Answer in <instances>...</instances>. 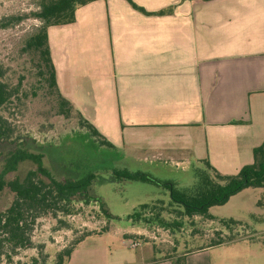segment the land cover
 I'll use <instances>...</instances> for the list:
<instances>
[{"label":"crops","instance_id":"1","mask_svg":"<svg viewBox=\"0 0 264 264\" xmlns=\"http://www.w3.org/2000/svg\"><path fill=\"white\" fill-rule=\"evenodd\" d=\"M97 0L48 29L59 93L127 160L123 169L222 175L254 161L264 142V0ZM139 233V231H133ZM126 234V233H125ZM66 264H174L153 242L136 254L96 237ZM208 249L210 247H207ZM185 253V264H211Z\"/></svg>","mask_w":264,"mask_h":264},{"label":"rangeland","instance_id":"2","mask_svg":"<svg viewBox=\"0 0 264 264\" xmlns=\"http://www.w3.org/2000/svg\"><path fill=\"white\" fill-rule=\"evenodd\" d=\"M38 11L39 0H0V23L6 24L0 26V68L4 73L0 80L14 91L9 102L0 107V117L13 130L11 138L1 145L0 172H4L8 155L22 147L43 154L46 167L57 179H76L95 173L97 178L91 194L102 202L77 203L72 214L59 213L57 218L40 217L31 232L34 247L18 250L11 260L2 255L0 264H31L34 257L37 264H54L58 252L90 232H102L97 240L112 251L129 254H136L139 248H147L153 242L156 257L164 258L206 249L220 238L233 237L234 241L207 248L208 252L194 258L210 259L211 264H264V205H257L259 200L264 203L263 189H245L226 204L212 207L210 212L217 220L189 219L163 211L165 218L182 221L176 230L128 217L143 204L168 202L169 192L151 183L119 181L109 172L128 167L122 151L101 145L78 112L61 105L59 93L50 86L49 72L40 52L26 47L29 38L42 26L35 16ZM32 168L33 163L26 161L6 177L22 176ZM132 168L134 172H146L162 181L176 182L181 188L194 184L191 174L187 176L175 168L161 172H153L152 166ZM13 199L8 190L1 193L0 213ZM152 214L153 210L142 212V218H153ZM229 218L243 225H231L232 229L223 227L219 219ZM62 221L66 227H61ZM131 241H138L141 247L130 248ZM41 250L43 253H39ZM4 251L9 252L8 248Z\"/></svg>","mask_w":264,"mask_h":264},{"label":"trees","instance_id":"3","mask_svg":"<svg viewBox=\"0 0 264 264\" xmlns=\"http://www.w3.org/2000/svg\"><path fill=\"white\" fill-rule=\"evenodd\" d=\"M94 1L97 0H39V11L35 16L42 22V26L29 38L26 47L40 52L49 72L50 86L55 88L58 93L56 71L52 63L48 42V29L52 26L73 23L76 20V9ZM127 1L135 10L145 15H164L171 12V10L149 12L133 0ZM5 25L0 23L1 27H5ZM3 74L0 68V79ZM13 95L14 91L0 80V107L9 102ZM59 96L61 97L62 106H67L69 110L73 109L70 102L63 98L60 93ZM82 121L91 134L99 139L101 145L113 147V144L104 138L92 124L83 118ZM12 133L13 130L8 121L0 117V158L3 153L1 145L11 138ZM253 158L252 164L244 166L235 175H222L208 160H202L198 165L195 164L192 167L191 175L193 176L194 184L189 188H181L176 182L162 181L142 171L134 172L128 169L114 168L109 172L119 181L151 183L168 190L170 195L168 202L158 200V203L152 205L143 204L128 217L135 221L153 222V224L167 230H176L182 226V221L177 219L171 221L165 218L163 211H170L168 213H174L178 217H187L189 219L201 217L208 220H217L218 218L210 212L212 207L226 204L231 197L248 188L264 190V142L254 148ZM26 161L33 163L32 169L22 176L6 177L8 173L17 171L19 166ZM96 178L95 173H89L76 179L60 180L54 177L52 172L46 167L43 154L33 153L22 147L12 151L6 158L4 172H0V195L5 190L14 195L11 204L5 211L0 213V260L3 257L2 255H6L11 260L12 255H15L18 250L34 247L31 240V232L40 217L52 215L57 218L59 213L62 215L72 214L77 203H101L100 198L91 194ZM257 205L262 206L264 203L259 200ZM101 209L109 218L111 217L103 204H101ZM149 210H153V218L143 219L142 212ZM251 217L256 216L252 215ZM219 221L227 229H232L231 225H243L241 221L233 218L219 219ZM61 223V227H66L67 224L65 222L62 221ZM92 234L90 232L85 237ZM85 237L76 240L72 245L58 252L54 264H66L76 245ZM234 240L233 237H229L227 240L220 238L207 247ZM4 248H8L9 252L6 253ZM203 248L205 247L201 249ZM39 253H43L42 250ZM37 261V258L34 257L31 264H37ZM174 264H185V257L183 255L178 257Z\"/></svg>","mask_w":264,"mask_h":264},{"label":"built area","instance_id":"4","mask_svg":"<svg viewBox=\"0 0 264 264\" xmlns=\"http://www.w3.org/2000/svg\"><path fill=\"white\" fill-rule=\"evenodd\" d=\"M140 246V243L138 241H132L131 242V247L132 248H136V247H139Z\"/></svg>","mask_w":264,"mask_h":264}]
</instances>
